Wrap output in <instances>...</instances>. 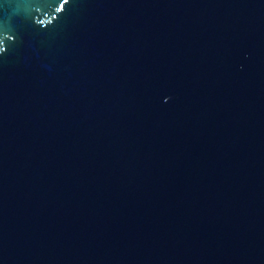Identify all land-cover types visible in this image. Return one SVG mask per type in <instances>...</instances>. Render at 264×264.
<instances>
[{"label":"water","instance_id":"1","mask_svg":"<svg viewBox=\"0 0 264 264\" xmlns=\"http://www.w3.org/2000/svg\"><path fill=\"white\" fill-rule=\"evenodd\" d=\"M0 264H264V0H0Z\"/></svg>","mask_w":264,"mask_h":264}]
</instances>
